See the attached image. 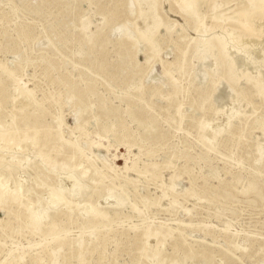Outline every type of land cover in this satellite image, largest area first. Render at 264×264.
<instances>
[{
    "label": "rangeland",
    "instance_id": "rangeland-1",
    "mask_svg": "<svg viewBox=\"0 0 264 264\" xmlns=\"http://www.w3.org/2000/svg\"><path fill=\"white\" fill-rule=\"evenodd\" d=\"M149 1L0 0V264H264V14Z\"/></svg>",
    "mask_w": 264,
    "mask_h": 264
},
{
    "label": "bare ground",
    "instance_id": "bare-ground-1",
    "mask_svg": "<svg viewBox=\"0 0 264 264\" xmlns=\"http://www.w3.org/2000/svg\"><path fill=\"white\" fill-rule=\"evenodd\" d=\"M139 5H144L145 6V8L144 7H142L141 8V11H140V14H139V19L141 20V21H146L147 20V18H148V16L150 15V12H152L154 9H155V7L153 6V3L151 2V1H149V0H135ZM248 2H249V5H250V8H247V9H245V10H241L237 15H236V17H232L234 20H238V22H240L241 24H242V26H244V27H246V28H248L247 30H249L250 29V26H248V21H247V19H248V17L250 16V15H254V14H264V0H248ZM215 5H214V9H218L219 7V5L217 4L216 5V3H214ZM132 5H134V4H132ZM179 6H180V10L182 11V14L183 15H185L186 17H190V16H193V14L192 13H194V10H195V5H194V0H180V2H179ZM131 8H134V6L133 7H131ZM132 10V9H131ZM155 17H156V15H154ZM154 17V20H153V22L148 26V28H146L145 29V31H143L142 33H141V37H143V38H145V39H150L151 38V35H152V33L153 32H155L159 27H160V21H159V19H156ZM217 18V17H216ZM215 18V19H216ZM232 18H230L231 20H232ZM219 20H220V18H219ZM223 21V20H222ZM86 28V27H85ZM118 31H119V33H123V36H122V38L123 37H130V38H132L130 35V29H128L126 26H121L119 29H118ZM134 32V31H133ZM133 34V33H132ZM134 35H135V32H134ZM250 42L251 41H246V40H244V41H241V42H237L235 39H234V37L232 36V35H229V34H226V35H222V37H221V42H220V44H221V46H222V49H223V51H224V53L230 58V69H233L234 68V71L235 72H237L236 70H238V67H240V65H249L250 63H251V61H250V59L252 58V56H253V54H254V52H251L252 50H250L251 48L249 47V46H251V45H249L250 44ZM251 43H253V42H251ZM205 45L207 46V47H209L210 45H209V43H205ZM255 46V45H254ZM254 46H253V48H254ZM234 50V53H235V57H233V55L231 54V51H233ZM231 55H232V57H231ZM199 56H202L203 58H205L206 60H209L210 62L209 63H212V62H214V57H215V55L210 51V50H208V49H203V50H201L200 52H199ZM206 63V62H205ZM208 63V64H209ZM205 66H208V65H206V64H204ZM251 65H253V64H251ZM238 66V67H237ZM215 70V69H214ZM203 71V70H202ZM216 72V71H215ZM234 75V72H232V74H231V76H233ZM239 75V74H238ZM251 78V77H250ZM249 78V79H250ZM223 82V81H222ZM222 84V83H221ZM224 84V83H223ZM225 86H226V84H225ZM230 89V88H229ZM231 91H232V89H231ZM30 92V91H29ZM237 97H235V98H237L238 99V95H236ZM235 102H237V100H235ZM235 115H238V114H233L232 116H230L228 119H232L233 117H235ZM2 126V125H1ZM206 128H207V126H206ZM12 140V139H11ZM12 142V141H11ZM263 150H261V151H259L260 153L262 152ZM262 155V154H261ZM263 155H264V153H263ZM27 163H29V162H27ZM80 167V166H79ZM82 167V166H81ZM55 168V167H54ZM75 169V168H74ZM64 175V174H63ZM71 175V174H70ZM69 175V176H70ZM10 176H12V177H14V174H12V175H4V177L2 178L3 180H7ZM62 176V175H61ZM69 176H67V179H68V177ZM75 177V176H74ZM62 179V178H61ZM60 179V180H61ZM69 179H71V177H69ZM59 180V181H60ZM73 179H71V181H72ZM63 181V180H62ZM67 181V180H66ZM74 181V180H73ZM64 182V181H63ZM69 182V181H68ZM77 182V181H76ZM75 182V183H76ZM81 182V181H80ZM61 183V182H60ZM70 183V182H69ZM74 183V182H73ZM78 183H79V181H78ZM17 184H18V186H19V188L21 189L22 188V182L21 181H18L17 182ZM65 184V183H64ZM64 184H62V185H64ZM83 184V183H82ZM3 186V184L0 182V186ZM68 185V184H67ZM69 185H71V184H69ZM78 185V184H77ZM6 186V185H5ZM59 186V185H58ZM81 186V185H80ZM80 186H78V188L80 187ZM84 186V185H83ZM83 186H82V188H83ZM4 187V186H3ZM51 187H52V185H51ZM76 187V186H75ZM7 188V187H6ZM60 188V187H59ZM58 188V189H59ZM62 188H63V191L65 190L64 189V187L62 186ZM71 189H72V185H71ZM77 189V188H76ZM2 190H4V189H2ZM21 191V190H20ZM19 191V192H20ZM74 191V190H73ZM73 191H70V192H73ZM76 191V190H75ZM5 192V191H4ZM69 192V193H70ZM78 192H79V189H78ZM6 193V192H5ZM4 193V194H5ZM13 193V196H14V192H12ZM73 193H75V192H73ZM81 193H83V192H80V194ZM64 194V193H63ZM71 195H72V193H70ZM76 194L78 195L79 193H77L76 192ZM1 195V194H0ZM3 195V194H2ZM9 195V194H8ZM20 195V194H19ZM56 195V194H55ZM57 195H58V193H57ZM75 194H73L72 196H74ZM76 195V196H77ZM4 196V195H3ZM6 196V195H5ZM47 195H44V197H46ZM52 196V195H51ZM59 196V195H58ZM64 197H65V195H63ZM75 196V197H76ZM79 196V195H78ZM2 197V196H1ZM53 198H55L54 196H52ZM25 198V197H24ZM51 198V197H50ZM60 198V197H59ZM47 199H48V197H47ZM56 199V198H55ZM54 199V200H55ZM105 199V198H104ZM107 199V198H106ZM50 200V199H49ZM52 200V199H51ZM50 200V201H51ZM58 200V199H57ZM42 201V200H41ZM40 201V202H41ZM53 201V200H52ZM59 201V200H58ZM57 201V202H58ZM63 201V200H62ZM105 202H107V201H105ZM32 203V202H31ZM54 203H55V201H54ZM84 203V202H83ZM110 203V202H109ZM108 203V204H109ZM111 203H114V202H111ZM110 203V204H111ZM50 204V203H49ZM50 205H52V204H50ZM54 205V204H53ZM56 205V204H55ZM55 205L53 206V207H55ZM78 205V204H77ZM113 205V204H112ZM39 206H40V204H39ZM47 206V205H46ZM68 206H70V203H68ZM115 206H117V205H115ZM30 207H32V206H30V204H29V208ZM49 207V206H48ZM45 208V207H44ZM87 208V207H86ZM89 208V207H88ZM91 208V207H90ZM39 209V208H38ZM48 209H50V208H48ZM41 210V209H40ZM87 210V209H86ZM88 210H90V209H88ZM39 212V211H38ZM45 212H47L46 210H45ZM49 212V211H48ZM89 212V211H88ZM35 213V212H34ZM33 213V214H34ZM40 213H41V211H40ZM42 214V213H41ZM36 216H38V215H36ZM41 216V215H40ZM45 217H46V214H45ZM44 218V217H43ZM47 218V217H46ZM167 235H168V233L167 232H161V230L160 231H157L156 233H155V236L156 237H162V238H165V237H167ZM147 254H148V252H147ZM157 254V253H156ZM151 259H153L152 257H150ZM155 258V257H154ZM148 261H150L149 260V256H148ZM152 263H154V261L152 262ZM161 262H159V264H160ZM165 263V262H164ZM163 263V264H164ZM177 262L175 261V264H176ZM155 264V263H154ZM173 264V263H172ZM194 264H199L198 262H194Z\"/></svg>",
    "mask_w": 264,
    "mask_h": 264
}]
</instances>
